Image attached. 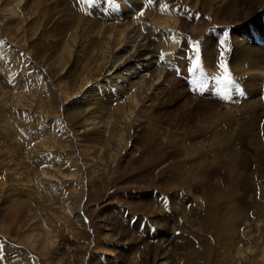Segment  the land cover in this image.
<instances>
[{
  "label": "rangeland",
  "instance_id": "rangeland-1",
  "mask_svg": "<svg viewBox=\"0 0 264 264\" xmlns=\"http://www.w3.org/2000/svg\"><path fill=\"white\" fill-rule=\"evenodd\" d=\"M5 1L4 4L8 5L14 0ZM22 1L23 6L28 0ZM140 1L143 4V9L148 10H141L139 4L135 6V0H40L39 6L35 7L39 14L33 15L34 18H31V22L14 35L13 30L2 29V26L14 25V23L10 20L12 19L9 16L10 13L8 11H1L0 9V153L15 152L17 153L16 159L18 160L24 158L25 154L22 141L31 133L41 130L40 133L46 139H48V135L56 136L58 144H63L61 146L63 150H61L59 157H65L64 160L73 163L70 166L63 167L60 170L61 173L74 180L78 188L83 186V190H80L82 192L81 195H78V198L74 199L77 201L75 205L77 209H81L82 215L80 216L83 219L82 222L84 221L80 226L77 223L78 217L76 219L70 216L72 220L69 222L73 224L62 223L59 222L60 219L56 216L55 219L58 221L56 224L55 222H51L46 227L42 224L34 227L32 219L29 220L34 215L37 217L38 222L41 219H50L48 213L47 215L44 212L41 214L38 208V205L41 204L38 197L46 201L50 200L52 204H55V212L63 211L65 204L54 203V193L42 196L38 193L39 191L35 192L33 190L30 193L33 197H25L21 194L15 200V198L4 199L6 191H1L0 196L4 200H1L0 204V264H114L115 261H117V264H121L124 261L121 262L120 258H124L131 263L130 259L136 255L140 260L138 262L148 264V259L145 258V248L152 247L153 243L157 242L166 233L165 230L169 231L170 228L176 226L175 231H181L180 234L188 235L186 230H182L184 227L179 226L178 222L180 221L182 224L181 220L185 219H189L190 222H198L197 215L192 214L191 209L192 200L195 196H199V198L206 196V206H198L200 209H203L205 206L204 216L199 221L204 230L198 233L202 236L201 238L191 241L192 244L184 247L183 250L180 249L177 254L179 264L258 263V258L254 256L248 258V260H240V257L235 256L234 251L232 254L228 252L225 254V251L222 253L219 245L221 239L228 233L226 227H232V230L235 229L236 231L233 230L235 231L234 234L245 235L249 230L248 219L246 217L252 213V207L240 206L238 211H234L235 208L233 207H236L239 203L242 204L241 202L236 203L235 197L232 196L234 194V186L236 187V191H240L234 195H238L236 197H239V195L242 197V190L251 187L249 190L250 194H247V197L245 196L247 202L255 200L259 203L264 199V164H262V160L264 159V102L262 105L255 102L257 100V93L248 89L249 84L247 81L248 79H252L250 82L260 80V84H257V86L259 88L262 87V90L258 95V99H264V94L262 93L264 91L263 77L258 79L255 75L252 77L245 74V76H249L248 78L244 75L233 74L229 70L228 72L232 75L228 76L225 74L227 70L218 65V63L216 65L220 66L219 69L222 68L220 70L224 71L220 75L212 71L214 70L213 68L208 70V73H200V75H204L202 79L204 83L200 85L198 82L201 80L198 81L197 88L203 90L204 87L211 86L216 90L222 87L223 90L224 81L228 80V89L231 91V95L235 97L234 101H230V98H223V102L228 106H221L220 112L223 116H217L216 112L219 111L218 106L220 105H214V99L216 98L214 91L212 97H203L196 92H189V97L192 100L172 98V96L167 94V98L170 97L171 99L166 100L164 93L167 89L173 88L171 85L173 76H166L162 71L163 65L161 62L154 61L153 65L146 67L147 70L142 75H145L144 79L148 81L151 70L157 69L159 71L161 69L160 71L163 74L157 88H160L159 95L163 97L158 101L155 99L153 101L148 100L139 108L136 116L140 119L139 122L143 124L142 128L135 132V134L133 131L125 134L126 141L121 145L122 149H120L119 156L114 154L115 150H112V145L107 143V136L97 143L95 140H91V142L85 141L86 136L88 138L91 135V133H82L86 128L85 120L88 116H86V113L76 110V107L70 108L73 101L80 100L76 98L78 96L74 93H78L77 91L85 75L84 73L88 71V63L81 64V62H78V58L87 59L94 66V77L97 78L98 73L95 68L105 65L107 62L111 63L115 60V57L121 55L120 51H118L119 48H116V46H124L125 40L128 41L127 45H130L129 39L135 35L131 36L130 32L135 29V26L137 27L136 31L139 30L142 33V28L139 25L144 15L148 11V14H157L156 4L152 6L150 0ZM0 2L3 1L0 0ZM204 3L206 7L203 8L201 6L198 7V4L195 5L196 0H184L185 5L189 4L192 7L193 14L189 13L193 16L192 19H196V22L201 21L204 27L202 33L195 29H190L192 27L179 31L180 51L183 50L185 45H191V51L188 52V56L192 61L186 59L189 64L188 67L191 65V69L193 64L204 68L202 58L199 55L200 47L206 39H210L212 35H226L227 33L232 36L235 34L234 30L228 31V24L224 26V19L212 18L217 4L222 3V0H204ZM195 6L196 8H194ZM6 14L7 16H5ZM33 21H36L37 24L33 25ZM82 21L86 23L83 24ZM128 21L132 24L129 30L122 35L121 32L116 30L117 26L124 28L123 23H127ZM107 28H113L112 33H110L111 39H115L117 42H114L113 47L104 45L100 52L99 46L93 45L91 39L96 38L98 34L103 37L101 33ZM34 31H37L38 36H35ZM219 32L220 34H218ZM221 32L223 33L221 34ZM117 34L121 36H116ZM127 35L128 37L126 38ZM74 36L79 38V42L75 48L76 51L71 54L72 57H69L68 62L67 58L56 60L58 58V49L64 48L65 44L72 45ZM158 38L155 37V44L157 46L164 45V41ZM220 42L221 39L217 41V43ZM133 45L137 46L135 43H132L130 46ZM53 46L56 47L55 50L52 48ZM193 46H196L197 49L193 50ZM154 48L155 46L151 47V49ZM91 50L99 51V56L93 53H87L85 56H82L83 51ZM219 51L218 54L220 53ZM166 56L170 57L169 55ZM175 59L176 57L172 56L169 59L170 62L172 61L171 71L173 72H176L177 66H180L181 62H184L181 58H179L180 61ZM54 60H56L55 63H52ZM69 60L72 61L69 62ZM146 60L151 61L150 59ZM66 62L69 64L65 65ZM73 64L79 68V72L76 75V72L73 71L75 72L74 76H72L74 80L71 81L66 77L72 71ZM133 67H138V65H134ZM51 70H55L54 74ZM140 71L142 70H137L136 74H139ZM3 72H8L11 75L8 81L2 77ZM102 79L103 75L97 78V82L96 79L95 81H91V83H94L90 85L97 83L106 85L107 82L104 84V80L102 81ZM45 80H48L49 83ZM138 80L139 82L143 81L139 79V76H135L131 80V83L137 84L139 82L135 81ZM64 81H68V88L76 85L75 91H70L71 94L67 90L65 91L68 95H66V100L62 99V92L58 89V85L62 86L65 83ZM106 81L109 82L110 88L116 84L113 82L114 79H106ZM72 82H75V84L72 85ZM179 88L183 90V84ZM185 88L187 90H194L196 87L185 86ZM235 90L240 93L235 95ZM116 97L125 100L123 97ZM44 99V106L39 108L40 102ZM249 99L251 100V104L248 103ZM163 101H165V104H168V107H160L159 104ZM185 101L193 103L192 107L197 103L201 104L203 107L197 108L199 115H183L188 116L186 119L189 117L193 118L191 121L185 119L182 122L176 123V125H171L170 120H174L178 111L186 109L183 107ZM112 104H116V101L110 103V105ZM176 109L179 110L177 111ZM116 115L117 113H115ZM231 116L236 119H231ZM155 118H157V124L153 122ZM233 126H236L235 129L233 128L228 133L227 130ZM9 127L14 129L15 137H11L13 135L8 136L7 128ZM68 129V136L72 142H76L74 139L76 137L77 141H84L85 143L78 144V146H75L76 149L75 147L70 149L69 143L64 138L62 139V132ZM238 135H241L248 144L246 155H242L246 149H244L243 142H239ZM228 137L230 138L229 140H227ZM52 142L48 141L49 146L47 147H52L55 144ZM99 143L102 147L101 152L96 149L95 152L91 153V157H84L83 159L75 151L84 145L99 146ZM242 149L244 151L241 152ZM57 152L55 151V153ZM56 155L54 156L57 157L58 155ZM241 155L251 161L247 167L239 165ZM59 157L56 159L59 160ZM115 159L116 162L114 163ZM67 161H64V163H68ZM82 161L87 164L88 170L83 167L84 165H82L83 168L81 167ZM211 166L223 171L222 177L223 179L226 177L227 183L222 182V185H213V181L217 178L219 180V177H213L214 169L208 173ZM2 168L1 165L0 174L2 171L6 173ZM17 168L23 173H31L36 170V167L32 166L31 168L24 164L17 165ZM74 168L78 169L75 174L81 173L78 179L80 182H77V179L72 177L74 174H70ZM1 175L4 176L5 174L3 175L2 173ZM8 175L10 174L8 173ZM87 175L90 178V183H87ZM246 175L248 176L246 177ZM83 177L84 181L82 180ZM8 179L11 180L12 176H9ZM220 179L223 180L222 178ZM51 182L46 183L49 188L53 185ZM89 185H91V188L87 189ZM62 187L65 188L64 192H68L69 194L71 186L65 185ZM12 188L19 189L21 187L17 185ZM190 188L191 192H189ZM180 191L186 196H183L181 200H176L174 196ZM75 194H72L71 197L76 196ZM170 196H173L174 203H180L181 206L183 204V207H187V210L189 209L187 214L189 216L176 214L172 210L175 204L173 201L170 203ZM19 200L24 201L26 206L22 208V212L15 213L12 209L19 210L18 207H21L17 203ZM259 205L262 204L260 203ZM238 212H240L239 215H237ZM241 220H243V223ZM252 224H256L253 231L255 235L259 233L257 235L259 236L264 227L260 226L258 222L254 223V220H252ZM109 226L117 227L118 234H122L130 242H127L128 244L125 245V257L119 255L120 252L115 248L116 244H118L117 241L108 242L104 237L105 234L109 233ZM192 229L193 232L196 230L194 227ZM196 232H194L195 236ZM30 234L34 235V244H30L27 241ZM227 238H224L222 241L226 242L230 239ZM256 239L259 242V237H256ZM179 242L181 244L185 243L183 240ZM242 242L246 243L247 246L249 245L247 244L248 240H243ZM108 250L111 251V254ZM195 252H201L203 257H197ZM114 254L117 258L115 260H113L112 256Z\"/></svg>",
  "mask_w": 264,
  "mask_h": 264
},
{
  "label": "bare ground",
  "instance_id": "bare-ground-1",
  "mask_svg": "<svg viewBox=\"0 0 264 264\" xmlns=\"http://www.w3.org/2000/svg\"><path fill=\"white\" fill-rule=\"evenodd\" d=\"M1 1H3V2H0L1 3L0 4L1 11H8L10 13L9 16L12 18L10 20L12 21V23H14V25L10 24L8 26H2V29L13 30V35L15 33H18V31L21 28L25 27V25H27L31 22V18L33 19L34 18L33 15L35 16V14L37 13V8H35V7L39 6V3H40V0H28L22 6V2H23L22 0H14L13 2L9 3L8 5L4 4V2H6L5 0H1ZM135 1H136V2H134L135 6H137V4H139V8L141 10H148V9H143V4H141L140 0H135ZM150 2L152 3V6H153V4H156L155 7L157 10V12H156L157 16L155 14H151V13L148 14V12H149L148 11L145 15L143 14L144 17L142 18L141 24L139 25V27L142 28V33H140L139 30L136 31L137 30L136 26H135V29L130 32L131 36L133 34H135V35H133L132 38L129 39V44L131 45L132 43L133 44L135 43V44H137V46L136 45H133V46L127 45L128 41L125 40L124 46L123 45L116 46V48H119L118 51H120V53H121L120 56L115 57V60H113V62H111V63L107 62L105 65L98 66V68H95L97 70V73H98L97 78H99L101 75H103L102 81L104 80V84H106L105 82H107L106 85H101L100 83H97L95 85H90V84L94 83V82L91 83V81H95V79L97 82V78L94 77V75H95V72L93 71L94 66L89 61H87V59L84 60V59L78 58V62H81V64L82 63H88V69H87L88 71L87 72L85 71L86 72V73H84L85 75L83 74L84 77L82 79L80 87L78 88V91H77L78 93H74V94H76V96H78L76 98H79L80 100L74 99L75 101L72 102V105L70 106V108L76 107V110H78L79 112L86 113L87 114L86 116H88V118H86V120H85V127L86 128L84 129V132H82V133L83 134L91 133V135L88 136V138L86 136L85 141L91 142V140H95V142L97 143V142H101V139L104 138L105 136H107L108 137L107 143L112 145V148H113L112 150H115L114 154L116 156H119V153L121 151L120 149H122L121 145L124 144V141H126L125 134L132 132V131L135 134V132H137L139 129L142 128L143 124L139 122L140 119L136 115H137V111L143 105V103L148 101V100L153 101L155 99L158 101V100L162 99L163 96L161 97L159 95L160 94V91H159L160 88L158 89L157 87H159L160 79H161L163 72L165 73L166 76H169V75L173 76V81L171 84L173 88H169L167 90L165 89L166 91L164 90L165 91L164 96H165L166 100L171 99L170 97L167 98V94L169 96H172V98H177V99L178 98H184L185 100H187V99L192 100L189 97V94H188L189 92H196L198 95H201L203 97H205V96L212 97L213 91H214V93L216 95V98L214 99V105H220V106H218L219 111L216 112L217 116H223V114L220 112V110L223 106H225V107L228 106L225 102H223V98H230V101H234L235 97H233L231 95V91L228 89V80L224 81V86H223L224 89L223 90L225 92L222 90V87H221V89L218 88L219 90L213 89L211 86L210 87H204L203 90H201L200 88H197L198 87V84H197L198 81L201 80L200 82H198L200 85H201V83H204V82H202L204 75H202V74L200 75V73H208V70H211V68H213L214 70H212V71H214L215 73H218L220 75L221 73L224 72L220 69H222L224 67L227 70V72L225 74L228 76H231L232 75L231 73H233L236 75H244V76H245V74H247V75L252 76V77H253V75H255L258 79H260L261 77L264 78V0H242L241 3H240V0H222V3L217 4V7L215 9V13H213L212 18L224 19L225 20L223 22V24H225L224 26H226V24H228V27H227V29H229L228 31L234 30L233 32L235 34L231 36L224 31L226 33V35H212L210 39H206V41L200 47V55H199L202 58L204 68L198 67V65L196 64L197 67H196L195 71L191 70V65H190V67H188L189 64L186 61V59L188 61L189 60L192 61V59H189V56H188V52L191 51V45H185L183 50L180 51L181 44H180L179 31H183L185 28L192 27L190 29H195L198 32L202 33L204 30V27L202 25L203 23L201 24V21L196 22L195 21L196 19H192L193 16H191L189 14V13L193 14V12L191 10L192 7L189 6V4L185 5L184 0H154V1L150 0ZM106 3H107V1H106ZM146 3H147V1H146ZM205 3H204V0H196L195 5L198 4L197 5L198 7L201 6L204 8V7H206ZM8 7H9V10H8ZM194 8H196V6ZM44 12H45V10H44ZM64 12H66V11L64 10ZM7 14L5 16H7ZM37 14H39V12ZM42 15H43V12H42ZM153 15H155V16L153 17ZM63 17H64V14H63ZM33 22H34L33 25L37 24L36 21H33ZM40 23H41V21H40ZM85 23L86 22H83V24H85ZM127 23L126 22L123 23L124 24L123 26H125L124 28H122V27L120 28L117 26L116 30L121 32L122 35L125 34L126 31L129 30L130 25L132 24L130 21H128ZM84 26H86V25H84ZM82 28H83V26H82ZM77 30H79V29H77ZM37 31L36 32L34 31L35 36H38ZM112 31H113V28H110V29L107 28L106 30H104L101 33L103 35V37L100 34H98L96 36V38L91 39V42L93 43V45L96 44L99 46L98 48H100V52H101V48H103L104 45L108 46V47H113L114 42L115 41L117 42V40L111 39L110 33H112ZM135 31H136V33H135ZM90 33H92V32L90 31ZM222 33L223 32H221V34ZM230 33H232V32H230ZM38 34H40V33H38ZM73 34H74V32H73ZM218 34H220V32ZM74 35H76V34H74ZM92 35H90V36H92ZM83 36H82V38H83ZM116 36H121V35L117 34ZM70 37H72V36H70ZM127 37H128V35L126 36V38ZM155 37H159L162 41H164V45L162 44V46H157V44H155ZM219 39H221V42L217 43V41ZM72 42H73L72 45L65 44L64 48H59V46H57L59 49L57 52L58 58L56 60H58V59L63 60L65 58H67V62H68V59L71 56V54L74 51H76L75 48H76V46H78L79 38L74 36ZM72 42H70V43H72ZM158 44H160V43H158ZM153 46H155V48L151 49V47H153ZM52 48H54V50H55L56 47L53 46ZM196 49H197V47L193 46V50H196ZM93 50L83 51L82 56H85L87 53H93V54L99 56V54H98L99 51H93ZM218 50H220L219 54H218ZM166 55H169L170 57L172 56L174 58L176 57L175 60H177V61H180L179 58L184 60V62H181L180 66H177L178 68L176 69V72L171 71V62L172 61L170 62V60H169L170 57H168ZM216 57H220V58L216 59ZM73 58H74V56H73ZM146 59H150L151 61H148ZM56 60H54L52 63H55ZM70 61H72V60H69V62ZM154 61L161 62V64L163 65V69L165 71L163 69H162L163 72L160 71L161 70L160 68H159L160 69L159 71H157V69L151 70L149 73V80L146 81L144 79L145 75H142V74H144L145 70H147L146 69L147 66L153 65L155 63ZM67 62L65 63V65L67 64ZM145 63H146V65H145ZM217 63L220 66L223 65V67L219 69L220 66L218 67L216 65ZM134 65H138V67H133ZM106 70H107V72H106ZM137 70H142V71H140L139 74H136ZM228 70L231 73H229ZM51 71L54 74L55 70H51ZM73 71H75L76 75H78L79 68L77 66H74V64H73L72 71H70L69 72L70 74L68 75V77H66L67 79H70L71 81L74 80V78H72V76H74L73 74L75 72H73ZM132 74H133V76H131ZM156 74H158V75L155 77ZM212 74H214V73H212ZM217 75H216V77H218ZM125 76H127V77H125ZM135 76H139V79H142V80L144 79V80L140 81V82H139V80L135 81V82H139V83L133 84V83H131V80H133V78H135ZM249 76H245V77L249 78ZM2 77L4 79H7V81H8L11 78V75L8 72H3ZM76 78H77V76H76ZM106 79H108V80L114 79L113 82L116 84L112 88H110V86L108 84L109 82L106 81ZM163 79L165 80V78H163ZM116 80H117V82H116ZM251 80L252 79L247 80L248 84H249L248 89L250 91L252 90V91L257 93V97H256L257 100H255V102L259 103V104L261 103V105H262L264 102V99H258V95L262 90V87L259 88L257 86V84H260V80L257 82H250ZM45 81L49 83L48 80H45ZM64 82L65 83H63V84L61 83L62 86L58 85L59 86L58 89L62 92L61 93L62 99L66 100L67 94L65 91L67 90L69 92V94H71L70 91H75L76 85H74L75 82H72V85H74V86H71L68 88L67 87L68 81H64ZM182 84L184 87L183 90H181L182 88H179V86ZM111 86H112V84H111ZM185 86H188L191 88L196 87V88L194 90H187L185 88ZM243 88H245V87H243ZM179 89H180V91H179ZM154 92H156V93H154ZM239 93L240 92L237 90L234 91L235 95H238ZM262 93L264 94V91H262ZM77 94H80V95H77ZM228 94H230V95H228ZM116 96L123 97L125 100H121V98L119 99ZM261 98H262V95H261ZM115 101H116V104L110 105V103L115 102ZM250 101L251 100L249 99L248 103L251 104ZM44 104H45V99L40 102L39 108H42V106H44ZM192 104L193 103H190V101H185V104L183 105V107L186 108L185 110L178 111L179 109H176L178 111V113L176 114L174 120H170L171 121L170 124L176 125V123L182 122L183 120L186 119V117H188V116H183V115H189V116L199 115V110L197 108H200L203 106L201 104L197 103L195 106L192 107ZM159 105H160V107H163V108L168 107V104L167 103L165 104V101H163ZM253 105H255V104H253ZM153 106H155V105H153ZM216 108H217V106H216ZM105 111H107V112H105ZM206 112H209V111H206ZM115 113H117L116 116H115ZM192 118L189 117L186 120L191 121ZM234 118L235 117L231 116V119H234ZM62 120H63V118H62ZM115 120H117V122H115ZM158 120H159V118H158ZM153 122H155L157 124L158 123L157 118H155V121H153ZM159 122H160V120H159ZM235 123H237V122L235 121ZM66 127H67V125H66ZM235 127L236 126L231 127V129L227 130V132L230 133L233 128L235 129ZM234 131H236V130H234ZM7 132H8V136H11V135H13L11 137L16 136L13 128H10V127L7 128ZM38 132H39V134H38ZM38 132L36 131V132L31 133L24 141H22L23 151H25L24 158L17 160L16 159L17 153H15V152H13V153H9V152L8 153H0V159H3L0 161V166L2 165V167H3L2 169L4 171H6V173H4L2 171L3 175L5 174L4 176L1 175L2 173L0 174L2 176V177L0 176V192L1 191L7 192V193L5 192L4 199L15 198V200H17L16 198L19 197L21 194H23L25 197L26 196L27 197H29V196L33 197V195L30 194L33 192V190L35 192L39 191L38 193L41 194L42 196H44V195L48 196V194L51 195L54 193V200H55L54 203H64L65 209L63 211H56L55 212L54 211L56 209L55 204H52L50 202V200L46 201L45 199H41V198L39 199V197H38V200L40 201L41 204L38 205L39 207L38 206L37 207L41 211V214L44 212V214L47 215V213H48L50 215V219L49 218L46 220L41 219V221L38 222L37 217L34 215L33 217H31L29 219V220L32 219L34 227H37L41 224L44 227H46L51 222H55V224H56L58 222L55 219L56 216L61 220V221L59 220V222H62V223L66 222L68 224H73V223L69 222L72 220L70 216H72L74 218L78 217V219L76 218L78 220L77 223H79V225L81 226L84 221L82 222L83 219L80 216V215H82L81 209L78 210L77 207L75 206L77 204V201H75L74 198L77 199L78 198L77 196L81 195L82 192L80 190H83V186H80L81 188H78V186L76 185V182L74 180H71L67 176L63 175L60 171L63 167L70 166L73 163H71V162L69 163L67 160H64L65 157L64 158L59 157L61 155V150H63L61 148V146L63 144L62 145L58 144V142L56 140L58 138L56 136L54 137L52 135H48L47 136L48 139H46L40 133L41 130H39ZM68 134H69V129L63 131L62 132V139L64 138V140H66L69 143L70 149L74 148L75 146H78V144H80V143H82V144L85 143L84 141H82V142L77 141L76 137L74 138L76 140V142H74V141L72 142L71 139H69ZM242 134H243V132H242ZM97 135H99V136H97ZM97 137H98V140H97ZM238 137H239L238 138L239 142L240 143L243 142L244 149H246V151H244V149H242L241 152L242 151H244V152H243V154L242 153L241 154L246 155L247 149H248V144L241 135H238ZM82 138H83V136H82ZM229 139L230 138L228 137L227 140H229ZM48 141H53L52 143H55V144L52 145V147H47V146H49V144L47 143ZM61 141L63 142V140H61ZM90 145H84L82 148L79 147V150H75V151H76V153H79L81 155L80 157H83V159H84V157H91V153L95 152L96 149H98V151L101 152L100 150L102 147H101L100 143H99V146H92V145L90 146ZM240 145H242V144H240ZM44 146H46V147H44ZM103 146H104V144H103ZM75 149H76V147H75ZM55 151H58V152L55 153ZM8 155H9V157H8ZM54 155H56L57 157H55ZM242 155L240 156L239 165H242V166L245 165V167H247L248 163L251 161H249L245 156H242ZM58 157H59V160L56 159ZM4 159H6V160L4 161ZM11 159H13V160H11ZM64 161H67L68 163H64ZM82 162L83 163H81V167H82V165H84L83 167H85V169L88 170L89 168H87V164L84 163V161H82ZM115 162H116V159H115L114 163ZM22 164L30 166L31 168H32V166H34V168L36 167V170L32 171L31 173H23V172H21V170L19 168H17V165H22ZM262 164H264V159L262 160ZM214 166H211L208 170V173H210L214 169V176L213 177H216V178L219 177V180L217 178L213 181V185L215 186L217 184V186H218V184L222 185V182L227 183L226 177L224 179L222 177L223 171L219 170L217 167L215 168ZM77 170H78L77 168H74L73 170H71L70 174H74V175H72V177L77 179V182H80V180L78 181V179L80 178L81 173L75 174L77 172ZM8 173L10 175H8ZM77 175H78V177H77ZM9 176H12L11 180L8 179ZM31 176H33L34 178ZM247 176L248 175H246V177ZM64 178H66V179L63 180ZM220 178H222L223 180H221ZM87 179H88V181H87V183H88L90 180L88 175H87ZM82 180L84 181V177ZM47 182H51L53 185L49 188L46 185ZM54 182H56V183H54ZM17 185L20 186L21 188H19V189H13L12 188V187H15ZM60 185H62V186L70 185L71 187L69 190V194H68V192H64L65 188H63ZM53 186H54V188H52ZM90 186L91 185H89L87 187V189L91 188ZM56 187H58V188H56ZM239 187H241V186L239 185ZM235 188L236 187L234 186V194L232 196L235 197L236 203L241 202L242 204L239 203L236 207H233V208H235L234 211H238L240 206H244V207L247 206V208L252 207V210H253L252 213L248 214V216L246 217L248 219L249 230L247 231V234L245 233L246 236L244 234H239V233H237L238 234L237 235V234H234V232L236 231L235 229H233V230H235V231H233L232 227L231 228L226 227V230L228 229L227 235H225L221 239V241L219 238V241L221 242L219 245L221 247V250H222L221 252L223 253V251H225V254L227 252L230 254L235 252V256L240 257V260L241 259L242 260H244V259L248 260V258H251L252 256H254V257L258 258L257 264H264V230H261V228H260L261 233L259 236H257L259 233L257 235H255V232L253 231L256 224H254V225L252 224V220H254V223L258 222V223H260V226L264 227V205H263L264 199L262 201H260L259 203H257V201H255V200H253L252 202H247L246 201V197H247L246 195L250 194L249 190L251 189V187H247V188H244L242 190L243 191L242 197L240 195H239V197H236L238 195L234 196L235 194L240 192V191H236ZM73 192L76 193L75 194L76 196L71 197V195L74 194ZM189 192H191V188L189 189ZM217 192H219V191H217ZM193 193H195V192H193ZM193 193H191V194H193ZM183 196H186V195L180 191V192L176 193L174 197L176 200H181V198ZM205 197L202 198V196H201L199 198V196L198 197L195 196V198H193V200H192V202H193L192 206H191L192 214L197 215L196 217L198 218L197 219L198 222H193V221L190 222L189 219L181 220L183 222L182 224L180 223V221L178 222L179 226L184 227L182 230H186L188 235L180 234L181 231H175L176 226H174L173 228H170L169 231L165 230L166 233L163 234L157 242H154L153 243L154 245L152 247H146L145 248V252L147 254V255L145 254V258L148 259V264H179L177 254L179 253L180 249L183 250L184 247L192 244L191 241L197 240V239L202 237L198 233L204 230V228H202L200 225L201 222H199V221L204 216L203 213L205 212L204 209L206 206L205 205ZM4 199H3V197L0 196V204H1V200H4ZM169 199H170V203L172 201L174 203L175 200H173V196H170ZM182 201H183V199H182ZM17 203L20 204L21 207H18L19 210H17V209L13 210L12 209V211H14L15 213L16 212L17 213L22 212V208L24 206H26L25 202L19 200ZM260 203L262 205H259ZM174 204L175 205L173 206L172 210L176 214L183 215V216H189V215H187L188 210H189V209L188 210L186 209L187 207L186 208L183 207L184 205L182 203H181L182 206L180 205V203L178 204L177 202H175ZM202 205H205V206L203 207V209L202 208L200 209L198 206H202ZM252 205H254V206H252ZM10 208H12V207H10ZM14 208H16V207H14ZM239 214H240V212H238L237 215H239ZM15 219H16V217L14 218V221H15ZM164 220H166V219H164ZM241 222L243 223V220H241ZM189 223H190V225H189ZM225 226H228V225H225ZM193 227L196 229L194 232L198 231V232H196L197 233L196 236L193 232V229H192ZM116 228L117 227L109 226V228H108L109 233L105 234L104 237L106 238V240L108 242L117 241L118 244H116L115 248H117L118 251L120 252L119 255L125 257L126 256L125 245H127L130 242H128L122 234H118ZM119 236H120V240H119ZM173 236H174V238H172ZM256 237L257 238L259 237V242L256 239ZM224 238H227V239L230 238V239L227 240L226 242H223L222 240ZM180 240H183L185 242L184 243L185 245L181 244L179 242ZM243 240H248L247 244H249V245L247 246L246 243H243L242 242ZM27 241L30 242V244H34V235L30 234V237ZM120 244H121V246H119ZM108 252H110V254H111L110 250H108ZM124 254H125V256H124ZM195 255L197 257H203V254L201 252H195ZM112 256H113V260L117 259L115 254ZM120 260H121V262L124 261V263L122 262L121 264H143V263L138 262L140 260H139V257H137V255L133 256V258L130 259L131 263H129L128 260H125L124 258H120ZM114 264H117V261H115Z\"/></svg>",
  "mask_w": 264,
  "mask_h": 264
},
{
  "label": "snow or ice",
  "instance_id": "snow-or-ice-1",
  "mask_svg": "<svg viewBox=\"0 0 264 264\" xmlns=\"http://www.w3.org/2000/svg\"><path fill=\"white\" fill-rule=\"evenodd\" d=\"M221 66L223 67V65H221ZM196 67H197V66H196V64H193V66H192V69H191V70H192V71H195V70H196Z\"/></svg>",
  "mask_w": 264,
  "mask_h": 264
}]
</instances>
